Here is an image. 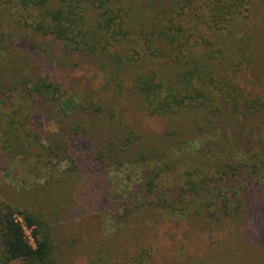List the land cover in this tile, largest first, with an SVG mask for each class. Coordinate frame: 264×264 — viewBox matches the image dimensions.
Returning a JSON list of instances; mask_svg holds the SVG:
<instances>
[{
    "label": "rangeland",
    "instance_id": "1",
    "mask_svg": "<svg viewBox=\"0 0 264 264\" xmlns=\"http://www.w3.org/2000/svg\"><path fill=\"white\" fill-rule=\"evenodd\" d=\"M168 1L164 4L169 14L178 4L176 0ZM214 1L194 0L189 13L197 15V26L206 24L202 17L209 15ZM246 1L247 11L224 28L217 30L214 27L213 32L205 33L200 27L196 31L190 26L187 35L194 34V37L189 43L193 45L196 36L199 44V48L193 50L196 51L192 56L195 59L183 58V62L172 63L151 57L139 47L138 65L122 76L131 78L137 71L134 69L154 68L160 78L167 81L168 77H177L182 69L192 67L197 58V64L204 63L205 73L210 77L229 74L242 62L249 78L263 89L264 94V0ZM33 20L29 12L9 0H0V38H5L0 48V203L42 212L52 219L59 252L57 264H89L103 248L107 237L108 243L111 241L112 260H116L117 250H123L120 256L124 257L134 248L139 251L150 247L153 249L150 264H264V108L243 117L231 113L221 103L215 114L197 120L193 130H185L184 126L190 125L187 117L183 124L184 120L178 118L165 120L150 116L143 109L137 93L127 91L116 97L114 92L105 91V73L93 57L81 52L70 53L63 44L34 33ZM216 33L218 37L214 35ZM208 35L212 39L205 42ZM28 76L50 77L62 86L65 99L73 100L75 105L86 106L90 101L110 103L116 109L118 120L145 138L165 139L174 146L186 136L197 134V150L204 163L191 164L182 154L186 164L181 171L191 172L188 168L193 166L197 175H201L199 178H204L202 186L183 194L180 186L185 185L178 184L173 174L168 176L163 194L171 201L182 198L184 203L175 205L177 212L166 210L158 217H153L154 212L148 205L152 198H147V194L143 195L144 201H140L147 204L143 211L134 205L125 209L121 201L110 202L109 195L116 189L104 181V177V182L96 180L97 176L105 175L101 165L93 164L88 175H84L73 156L62 160L57 152L51 154L45 150L48 146L53 150L62 147L65 131L60 126L62 121L59 122L51 111L40 104L32 106L16 96L15 84ZM11 123L25 146L32 130L39 134L42 141H38V145L41 142L44 146V162L40 163L39 157L33 155L40 152L35 138L30 139L32 153L12 149L6 143ZM75 149L77 151V147ZM82 149L76 152L80 164L84 163ZM233 153L257 164L256 172L252 167L242 169L254 180L222 177V172L232 164ZM121 172L123 175L118 180L125 178L122 176L126 172L123 169ZM194 181L198 184L200 179L197 177ZM132 187L140 193L135 184ZM219 191L226 197L236 192L243 204L242 212L238 218L226 217L213 227L205 223L204 215H198V207L205 196V206H213L209 205L212 204L209 196ZM101 193L108 197L99 207L96 203ZM186 205L188 209H182ZM196 208L197 213L190 214L196 212ZM127 212H132L135 220L121 230L120 220L114 223L112 219H119ZM106 216L112 219L107 220ZM149 218L151 221H144L142 225L143 220ZM110 229L114 231L106 235ZM136 241L139 242L137 247L134 246Z\"/></svg>",
    "mask_w": 264,
    "mask_h": 264
},
{
    "label": "trees",
    "instance_id": "2",
    "mask_svg": "<svg viewBox=\"0 0 264 264\" xmlns=\"http://www.w3.org/2000/svg\"><path fill=\"white\" fill-rule=\"evenodd\" d=\"M9 1L29 12L34 18V33L63 44L70 53L81 52L89 58L93 57L105 73L104 90L114 92L116 97L127 91L137 93L143 109L150 116L165 120L178 118L184 120L183 124L187 117L190 125L184 126V129L191 131L195 128L193 125H197V120L215 114L221 103H224L231 113L243 117L264 108L263 89L249 78L242 62L229 74L210 77L205 73L204 63L199 61L197 64V58L192 67L182 69L177 77H168L167 81L161 79L154 68L134 69L137 71H133L131 78L122 76L129 68L138 65L139 47L144 48L151 57L172 63L183 62V58L188 61L190 58L195 59L192 56L196 51L193 50H197L199 44L196 36L195 43H189L194 37V34L187 35L190 26L196 31L200 27L205 33L213 32L214 27L217 30L224 28L228 22L247 11L246 0H215L209 9V15L202 17L206 24L198 26L197 15L189 13L194 0H176L178 7L172 9L169 14L164 4L170 2L168 0ZM200 32L204 33L202 30ZM217 33L214 34L216 37L219 36ZM210 38L209 35L205 36V42ZM4 40L5 38H0V48ZM177 65L180 68V63ZM13 89L18 98L31 103L32 106L40 104L42 108L51 111L59 122L62 121L60 126L65 131V143L62 142V147L57 150L49 146L45 150L51 154L57 152L62 160L74 157L73 160L81 166L84 175H88L90 167L95 163L103 167L105 175L97 176L96 180L102 182L104 177V181L116 189L113 190L115 195L109 193L110 202L121 201L120 204L125 209L134 205L143 211L147 204L140 201H144L143 195L147 194V198H152L148 205L154 212L153 217H158L164 215L166 210L177 212L178 206L175 205L184 203L182 198L171 201L163 194L168 176L173 174L178 184L185 185L180 186L183 194L191 190L196 191V186H202L204 178H199L201 175H197L198 172L193 166L188 168L191 172L181 171L186 164L182 154L188 157L191 164H196L197 161L204 163L201 160L202 154L197 150V134L186 136L174 146L165 139L145 138L126 126L124 121L118 120L116 109L110 103L90 101L86 106L75 105L73 100L65 99L62 86L48 76L22 78ZM12 124L7 131L9 138L6 143L10 144L12 149L32 153L33 150L30 151L29 148L33 142L30 139L35 138L40 152H34L33 155L39 157L40 163L44 162V146L41 142L38 145L41 140L39 134L32 130L31 134L27 135L25 146L13 131ZM22 126L25 127L23 124ZM82 148L84 155L81 159L84 163L80 164L76 152ZM236 156L237 154L233 153L230 159L232 164L222 172V177L229 180L250 177V180H254L242 169L252 167L255 171L259 169L257 164ZM122 169L126 172L122 176L125 178L118 180L123 175ZM112 177L116 179L114 182ZM197 177L200 179L198 184L194 181ZM134 184L140 193L132 187ZM210 195L212 204L209 205L213 206H205V196L200 200L201 206L198 207V215L205 216L203 218L206 224L210 223L214 227L226 217H239L243 204L236 192L229 197L224 196L221 191ZM107 197L105 193H101L97 206H102ZM182 209H188L187 205ZM194 211L196 212L190 214L197 213V208ZM106 219L112 218L106 216ZM112 220L114 223L120 220V228L125 230V226L133 223L135 216L132 212H127L119 219ZM144 221L151 220H143L142 225ZM110 223L114 224L111 221ZM113 231L110 229L106 235L112 234ZM110 243L108 237L105 238L103 248L89 264H150L152 261L153 249L150 247L139 251L134 248L124 257L120 256L123 250L118 248L120 250L114 255L116 260H112ZM138 243L136 241L134 246L137 247ZM58 260L59 252L50 217L42 212L15 207L10 203H0V264H57Z\"/></svg>",
    "mask_w": 264,
    "mask_h": 264
}]
</instances>
